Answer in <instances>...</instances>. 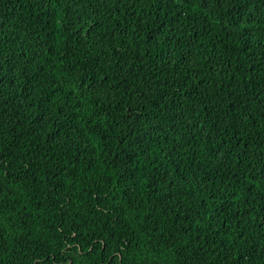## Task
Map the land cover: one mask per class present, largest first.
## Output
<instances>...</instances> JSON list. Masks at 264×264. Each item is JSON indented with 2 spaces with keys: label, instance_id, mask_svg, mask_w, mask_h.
<instances>
[{
  "label": "trees",
  "instance_id": "1",
  "mask_svg": "<svg viewBox=\"0 0 264 264\" xmlns=\"http://www.w3.org/2000/svg\"><path fill=\"white\" fill-rule=\"evenodd\" d=\"M0 264H264V0H0Z\"/></svg>",
  "mask_w": 264,
  "mask_h": 264
}]
</instances>
